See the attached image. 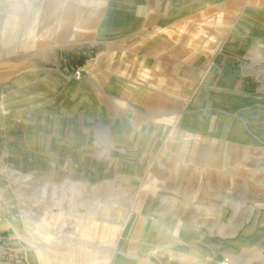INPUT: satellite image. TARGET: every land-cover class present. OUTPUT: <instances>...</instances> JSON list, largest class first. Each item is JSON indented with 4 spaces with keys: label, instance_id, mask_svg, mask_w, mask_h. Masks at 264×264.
<instances>
[{
    "label": "rangeland",
    "instance_id": "1",
    "mask_svg": "<svg viewBox=\"0 0 264 264\" xmlns=\"http://www.w3.org/2000/svg\"><path fill=\"white\" fill-rule=\"evenodd\" d=\"M0 264H264V0H0Z\"/></svg>",
    "mask_w": 264,
    "mask_h": 264
}]
</instances>
